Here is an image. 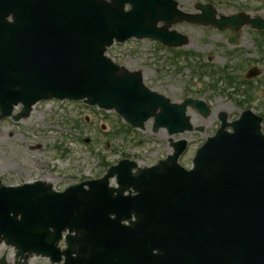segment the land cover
<instances>
[{
  "label": "water",
  "instance_id": "obj_1",
  "mask_svg": "<svg viewBox=\"0 0 264 264\" xmlns=\"http://www.w3.org/2000/svg\"><path fill=\"white\" fill-rule=\"evenodd\" d=\"M127 3L132 5L129 11ZM176 6L175 0H0L1 117L10 115L19 102L24 108L16 119L29 115L40 99L87 97L91 104L115 108L134 126L143 127L154 116L155 127L167 126L170 132L190 128L186 107L194 103L207 109L202 101L171 103L149 90L140 72L127 71L105 56L107 47L115 38L125 41L133 36L183 45L187 38L168 30L183 19L234 30L246 23L264 28V20L244 15L216 19L210 6H201L199 15L185 14ZM10 15L13 22L7 20ZM160 20L166 25L158 27ZM225 125L199 149L191 171L175 167L185 143L176 144L174 155L135 176L131 168L136 163L121 161L114 168L120 184L117 195L108 187L113 172L64 192L41 181L1 185L0 235L17 246L19 255L29 250L48 253L69 228L77 232L73 242L80 247L79 257L89 254L95 259L115 255L108 246L117 240L137 241L144 251L142 245L162 238L172 243L206 237L214 247L208 246L206 253L213 254L217 264H264L260 118L243 113L231 124L235 132L230 134ZM84 184L90 188L83 189ZM130 186L137 194L124 196ZM132 212L137 221L127 227L122 220ZM173 222L174 232H183L180 237L166 230Z\"/></svg>",
  "mask_w": 264,
  "mask_h": 264
},
{
  "label": "rangeland",
  "instance_id": "obj_2",
  "mask_svg": "<svg viewBox=\"0 0 264 264\" xmlns=\"http://www.w3.org/2000/svg\"><path fill=\"white\" fill-rule=\"evenodd\" d=\"M177 1L178 8L188 13L200 12L196 8L199 3H211L219 17L244 12L264 18V0ZM173 29L188 36L187 45L168 48L151 39L134 38L116 43L108 54L129 70L141 71L145 84L171 101L194 97L211 105L212 113L207 118L194 107L188 108L194 126H202L204 131L172 136L190 142L180 161L186 166L200 143L218 128L221 111L233 119L250 104L247 107L264 113V37L248 25L240 29L236 43L229 42L231 29L218 30L187 21L174 24ZM252 67H257L260 74L249 84L245 75ZM223 70L234 77L231 83ZM21 108L15 107L14 112ZM128 129L130 126L114 110H102L84 101H41L28 117L0 120L2 182L19 185L49 177L56 189L62 190L104 176L108 166L122 158L135 159L145 166L171 153L170 135L163 128L154 131L152 118L143 129ZM112 184H116L115 179ZM3 255L13 262V248L5 243L0 245V260ZM34 260L48 263L42 258Z\"/></svg>",
  "mask_w": 264,
  "mask_h": 264
},
{
  "label": "bare ground",
  "instance_id": "obj_3",
  "mask_svg": "<svg viewBox=\"0 0 264 264\" xmlns=\"http://www.w3.org/2000/svg\"><path fill=\"white\" fill-rule=\"evenodd\" d=\"M222 109H224V108H222ZM43 180H45V181H47V182H53L54 183V181L53 180H51L49 177H44V179Z\"/></svg>",
  "mask_w": 264,
  "mask_h": 264
}]
</instances>
